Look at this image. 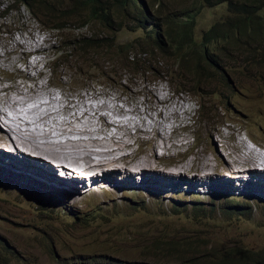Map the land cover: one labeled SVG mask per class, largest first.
I'll return each instance as SVG.
<instances>
[{
    "label": "rangeland",
    "instance_id": "1",
    "mask_svg": "<svg viewBox=\"0 0 264 264\" xmlns=\"http://www.w3.org/2000/svg\"><path fill=\"white\" fill-rule=\"evenodd\" d=\"M16 6L13 0H0V99L13 97L20 101L19 99L23 94L30 99L38 96L40 97L39 103H35L37 101L34 98V105L30 103L32 106L27 103L25 108V105L21 106L20 102V107H24L20 108V111L22 109L21 112L24 115L32 113V116H36L35 113L40 111L34 113V109H31L37 104L41 106V110L45 113L44 116L47 117L46 121H48L46 126L44 124L42 126L36 125V129H38L34 130V133L36 132L34 136L37 134L39 138L36 142L35 140L32 142L29 137L33 134L34 128L27 130L20 126L22 130H20V136L14 134L11 137L15 141L30 145L29 147L18 146V148L25 150L31 147L32 152H39L36 146L44 142L45 144L56 145V147L59 145L57 148H66V152L70 150L69 152L75 154L71 161L79 162V165L71 169L80 172L83 178H80L79 181L88 182L100 176L101 173L95 167L85 164L86 160L91 159L88 151H93L92 157L96 160H94L95 163H108V159H113L117 153L120 155L131 154L130 150L123 146V143L114 141L122 138L133 146L134 153L130 155L128 161H120L116 164L137 166L139 163H144L145 171L140 173L146 176L144 181L147 182L146 188L150 190L148 192L146 190L140 192L133 190L131 192L124 188L121 191V187L111 190L110 186L114 183V179L108 177L102 179L103 181H98L95 186L100 191L99 193L89 192L86 195H81V197L84 196L83 198L79 197L78 199L67 197L60 191L51 194L48 186H45L44 190L37 191L35 188H28L13 181L14 176L7 172L2 173V166L5 164L18 170V162L23 163L21 154H16L19 159L13 154L12 149H6L4 146L0 151V167L2 168H0V237L5 239L4 244L6 246L8 242L13 244L14 250L21 255V259L19 261L13 260V264H55L33 242L34 237L39 233L38 229L45 232L52 229L61 231L63 240L69 245L68 251L62 252V254L65 258L67 255L74 262L80 256L94 255L98 257L96 253L114 252L116 248L124 245L119 233L124 235L129 231L128 229L134 226L142 227L140 234L143 237H137V239L143 240L148 246L156 239V235L153 236V229L157 226L158 221L169 219L170 221H177L179 224H188L190 221L187 219V215L191 214L192 204L196 202L208 207L205 213L212 217L213 222L219 223L217 225L221 228L217 238L226 240L225 237H229L237 241L240 240L251 248L264 249V200L252 202L247 197L225 195V192L232 190V187L236 185L241 186L239 192L250 193L254 188L255 168H262L264 171V155L260 153H264V81L260 77H258L260 83L253 79L236 78V81H241V84L239 85L237 82L234 91L229 94L227 91L220 90L224 86L218 84V72L216 71L212 72V76L209 77L188 76V82L176 80L175 76L179 72L178 67L173 68L172 65L162 63L157 53L152 55L145 65L139 63L141 72H134L129 64H122L119 57L112 58V60L108 57L91 58L89 55L84 56L83 52L74 53L70 48L66 49L67 44L65 42L67 40H69L68 43L74 45V40L77 37L88 35L87 29L77 30V34L73 31L63 33L43 24L40 21L42 17L39 20L34 19L24 5L19 4L23 9L19 6L16 9ZM220 16V9L217 7L203 11L198 17L197 36L201 37L204 31L208 30ZM56 35L59 46L56 45ZM115 36L117 39L111 41L119 45L141 38L145 36V32L122 31L118 33L115 31ZM35 49H39L40 53H34ZM139 56L137 52H134L128 56V59L133 60ZM211 56L215 60L219 59L216 61L222 64L221 52L214 50ZM86 59H88V66L84 64ZM35 61L38 62L37 66L33 64ZM55 62H58L55 67L56 75L52 74L51 71ZM28 65L35 66L34 70L31 71ZM87 67L93 69V72L84 69ZM149 69L152 73L148 72ZM144 73L149 74V76L143 75ZM41 86L42 90L38 89ZM160 88L163 89L162 94L170 104H173L172 106L166 105L157 108L150 92H155ZM213 90L216 93H213ZM227 90L229 91V89ZM85 96H88L86 101L84 100L86 103H91L95 107L97 104L104 105L99 109L98 115L96 113L87 114V104L82 103L81 99ZM43 97H45L44 100H41ZM179 98L187 100L190 104L191 114L189 117L191 121L189 127L185 129L183 126H186V123L175 115L173 117L171 115V111L174 114L178 112L177 116L180 117L184 112V110H178L174 105V100ZM223 101L226 103L224 104ZM3 102H0L1 110H3V104L1 105ZM201 105L205 106L206 110ZM116 106L120 110L123 109L129 117H124L122 116L123 113L115 111ZM225 106L228 109H225ZM156 108L157 111L162 112L164 109L163 113L171 118L170 122L164 123L157 116ZM216 110L220 117L214 119L212 125V120L208 119L207 111L211 113L210 118H212L215 116ZM228 110L231 114H228ZM8 114L9 121H15V112H8ZM93 114L95 118L97 117L96 119L93 118ZM99 115L105 116L107 120L109 119L110 122L117 125H119V121L121 124L128 123L131 128L136 123H144L147 128H151L154 132L145 134L146 136L133 132L132 138L130 133L124 129H115L114 131L120 130L118 133V131L112 132L114 128L107 130L103 128L104 131L100 132L98 129L102 128L103 122L99 119ZM22 118L24 119V117ZM29 120L33 121L31 116ZM225 120L236 124L235 127L245 132L254 143H251L254 150L248 151L244 160L238 159L235 148V141H237L239 133L234 135V138L228 139H224L221 134L223 127L220 124L225 123ZM21 123L24 122L21 121ZM157 124L158 126H156ZM4 125H6L5 122ZM63 129L67 131L68 139L61 135ZM159 129L166 131L163 133L164 135L170 130L168 133L169 141L166 145L157 134L156 130ZM210 130L212 131L210 132ZM15 132L17 133L18 130L16 129ZM185 133L191 137L195 136L191 141L193 144L190 146H186L182 142ZM115 134L119 135L116 136ZM214 134H217L219 140V145L216 148L212 143ZM0 137H3L1 133ZM46 137L49 138L40 139ZM140 137L144 138L139 140ZM72 142L74 143L72 144ZM42 146L45 147V145ZM167 146L171 147V150H168ZM45 149L40 150L42 151V153L39 152L40 157L57 163L56 161L60 159V156L54 160L47 156L48 150ZM110 150L111 153L106 154ZM58 152L61 154L60 150ZM256 157L260 159L258 160ZM141 158L148 159L149 162H142ZM35 163V160L31 159V165L33 166ZM63 166L67 167L66 165ZM55 169L58 172L52 170V173L54 179L57 180L60 170L57 167ZM169 173H172L174 178L167 176ZM180 173H184V177L180 178ZM117 177L124 180L123 183H129L132 180L136 184L143 178L141 176L137 179L129 176ZM183 178L191 182L195 192L203 190L204 186L213 184L220 186L222 194L219 199L216 196L213 198L206 194L199 196L192 194V197L172 192L160 197L155 194L159 188H155L154 183L181 184L184 181ZM102 184L104 187L100 189ZM76 189L80 191L79 188ZM59 197L64 200L59 199ZM230 199L244 205H232L229 202ZM224 204L226 206H223ZM175 212H184V215L176 217L174 216ZM161 213L165 217L161 216ZM242 213L249 219L238 221L231 218L237 219L239 216H245ZM76 216L79 220L75 219ZM88 222L93 223V225L87 224ZM126 238L133 239L129 234ZM107 249H110V252H107Z\"/></svg>",
    "mask_w": 264,
    "mask_h": 264
},
{
    "label": "trees",
    "instance_id": "2",
    "mask_svg": "<svg viewBox=\"0 0 264 264\" xmlns=\"http://www.w3.org/2000/svg\"><path fill=\"white\" fill-rule=\"evenodd\" d=\"M13 1L17 6L24 5L34 19L42 17L40 21L49 28L75 34L77 30L87 29L88 35L77 37L74 45L68 43L69 40L65 42L66 49L74 53L110 60L119 57L122 64H129L138 71L142 70L139 63L145 65L157 53L162 63L178 67L176 80L188 82V76L209 77L216 71L218 84L224 86L220 90L229 94L236 87V78L260 83V77L264 81V0ZM216 7L220 9V18L198 37L199 15ZM115 31H143L145 36L116 45L111 41L117 39ZM214 50L221 52L222 64L212 58ZM134 52L140 56L129 60L127 55ZM87 61L84 64L88 66ZM84 69L93 72L90 67ZM148 72L152 73L151 69ZM238 83L240 85L241 81ZM230 203L241 206V203ZM207 208L199 202L193 203L191 214L187 215L188 224L169 219L158 221L153 229L156 239L148 246L137 239L143 237L142 227L134 226L124 235L119 233L124 245L114 252L96 253L98 257L80 256L75 262L63 256L62 252H67L69 245L57 229L48 232L38 229L33 242L55 264H264V249L251 248L229 237L217 238L221 227L205 213ZM182 215L184 212L174 213L176 217ZM231 218L249 219L246 215ZM75 219L79 220L77 216ZM127 234L133 239H127ZM20 259L13 244L8 242L6 246L0 237V264H13V260Z\"/></svg>",
    "mask_w": 264,
    "mask_h": 264
},
{
    "label": "bare ground",
    "instance_id": "3",
    "mask_svg": "<svg viewBox=\"0 0 264 264\" xmlns=\"http://www.w3.org/2000/svg\"><path fill=\"white\" fill-rule=\"evenodd\" d=\"M4 37V36H3ZM45 38V37H44ZM43 40V39H42ZM5 42V41H4ZM17 42V41H16ZM44 42L45 39H44ZM22 43V42H21ZM20 43V44H21ZM19 44V43H18ZM17 45V44H16ZM26 45V44H25ZM19 46V45H18ZM21 46V45H20ZM27 47V46H26ZM29 48V47H28ZM32 49V48H31ZM15 50V49H14ZM21 50V49H20ZM25 50V49H23ZM40 53V50H36L34 51V53ZM12 58V57H11ZM46 60V59H45ZM7 61V60H6ZM22 61V60H21ZM40 61V60H39ZM33 64H35L37 66L38 62H33ZM30 66V70L33 71L35 66H32L31 65H28ZM42 68V67H41ZM29 69V68H28ZM21 88V87H20ZM28 88V86H27ZM216 88V87H215ZM33 89V88H32ZM31 89V90H32ZM38 89H41L42 90V86L41 87H38ZM11 90V89H9ZM4 91V90H2ZM6 91V90H5ZM25 91V90H24ZM23 91V92H24ZM40 91V90H39ZM20 92V91H19ZM30 92V91H29ZM37 92V91H36ZM42 92V91H41ZM163 92V89L160 88V90H157L155 92H150L151 95L153 96L154 98V101L156 103V106L157 108L160 107V106H172L173 104H170L169 101L165 98V96L162 94ZM213 93L216 91L213 90L212 91ZM96 93V92H95ZM229 93V92H228ZM232 93V92H231ZM21 94V93H20ZM33 96V95H32ZM88 96H85V98H82V103L84 104H87V108L88 111H87V114H91V113H96V115H98L99 113V109H101L104 105H101L100 104L98 105L97 104V107H95L93 104L91 105V103H86V98ZM96 97V96H95ZM34 98L36 99L37 102L35 103H39V100H40V97H35ZM34 98H28L26 95L23 94V96L20 97V101L16 100L15 98L13 97H8L7 99L5 98H1L0 99V102L4 101L3 103H1V105L3 106V110H5L3 112V110H1V107H0V133L3 137H0V151L4 148V146H6V149L7 148H10L12 149V152L14 155L16 154H21L22 155V159H23V163L21 162H18L19 163V169H14L13 167H11L10 165H3V169L1 170L2 173L4 172H7L8 174L14 176L12 179L13 181L17 182V183H20L22 185H24L25 187H28V188H35L37 191L39 190H44V187L45 186H48L49 188V192L51 194H53V192L55 191H60L62 193H64V195H67V197H71L73 199H78L79 197H81V195H86L87 193L89 192H93V193H99L100 191H98L96 189V185L98 183V181H101L102 179H106L108 177H112L114 179V183L111 184L110 186V189L111 190H116L117 187H121V191H123L124 188H127L129 189L131 192L133 190H135V192H140L141 190H146L147 192L150 190L148 188H146V181H144V177H146L144 174L140 173L142 171H145V169L143 168V165H145L144 163H139L137 166H127V165H117L116 163L120 162V161H128L130 159V155L134 153V149H133V146H131L128 142L124 141L122 138L121 140H114V141H117L118 143H123V146L126 147L128 150H130L131 154H124V155H120L119 153H117L116 157H114L111 161L110 159L108 163H103V162H98V163H95V159H93L92 157V152L93 151H88V153L91 155V159H88V160H84L85 161V164L86 165H91L92 167H95V169L97 170H100V176L96 177V178H93L91 179L90 181L88 182H83V181H79L80 178H83L81 175H80V172L78 170H74V169H71L72 167H75L76 165H79V162H73L71 161L73 159V155L74 152H69L70 150H68L67 152L65 151L66 148L62 149L61 147L57 148L56 145H52V144H45V142L39 146H36L37 149H39L38 151L42 153V151H40L41 149H46L45 150H48V153H47V156L48 157H51L52 159H57L58 156H60V159H58L56 162L57 163H54V162H51V161H48L41 156V154L39 152H32L31 151V147L28 148V149H25V150H21L18 148V146H23V147H29V145L27 143H20L18 142L17 140L15 141L14 138H12L11 136L12 135H16V136H20L21 134V127L23 126L24 128H26L27 130H31L32 128L33 131L29 137L32 139V142H35L39 139L37 137V134L34 136V130H37L36 129V125H43L46 126V123L48 121H46L47 117L44 116V112L43 110H41V106L37 105L34 106L31 110L34 111V113L36 111H40L39 113H35L36 116H32L31 114H25L27 116L24 115V113H22V109L20 111V108H24V107H20V102H21V106H24L25 105V108H26V104H32L34 105ZM45 97L41 98V100H44ZM32 100V101H31ZM85 100V101H84ZM92 101H93V98H92ZM98 101V100H97ZM24 102V103H23ZM101 102V101H100ZM59 103H61L59 101ZM145 103V102H144ZM174 105L177 107L178 110L182 111L184 110V112H182L181 116H177L178 115V112H175V114L173 113V111H171V115L173 117V115H175L178 119L180 118L182 120V122L186 123V126L184 125V129L185 128H188L189 127V124H190V121H191V118L189 117V115L191 114L190 112V104L188 103L187 100L183 99V98H179V99H175L174 100ZM223 103L225 104V101H223ZM30 104V105H31ZM43 104V103H42ZM54 104V102H53ZM56 104V103H55ZM31 105V106H32ZM49 105V104H48ZM96 105V104H95ZM61 106H62V103H61ZM118 106V105H117ZM117 106L114 108L115 111H117L118 113H123L122 116L126 117L128 116L124 111L123 109L120 110L117 108ZM120 106V105H119ZM140 106V105H139ZM203 109L206 110V107L201 105ZM58 107V106H57ZM82 107V106H81ZM113 108V107H112ZM121 108V107H120ZM157 108L155 109V111L157 112V116L164 122H170V117L166 116L163 112H164V109H163V112L162 111H157ZM147 109V108H146ZM154 109V108H153ZM225 109H228L227 107H225ZM110 110V109H109ZM137 110V109H136ZM24 111V110H23ZM57 111V110H56ZM127 111V110H126ZM147 111V110H146ZM8 112H15L14 114V118H15V121H9V114ZM52 112V111H51ZM50 112V113H51ZM54 112V111H53ZM131 112V111H130ZM142 112V111H141ZM228 114H229V110L227 111ZM207 116H208V119H211L212 120V125L214 123V119H217L219 116L217 110H216V114L214 117L210 118L211 117V113L209 111H207ZM71 114V113H70ZM81 114V113H80ZM153 114V112H152ZM21 115H24L22 117H24V119L21 117ZM105 115V114H104ZM142 115V114H141ZM156 115V113H155ZM31 116V120H33L32 122L29 120V117ZM100 116V115H99ZM114 117L116 115H113ZM117 116H120V114H117ZM152 116V115H151ZM170 116V115H169ZM73 117V116H72ZM129 117V116H128ZM143 117V116H142ZM93 118H95V115L93 114ZM97 118V117H96ZM95 118V119H96ZM28 121H27V120ZM86 119V118H85ZM102 122H103V125H102V128L101 129H98V131H102L103 128H105L106 130L108 128H114L112 130V132L115 130V129H124L125 131L129 132L130 135H131V138H132V133L133 132H136V134H139V135H145V134H152L154 132V130H152L151 128L149 129V127L147 128L146 125H144V123H136L135 126L133 128H131V126L127 123V124H121L120 121H119V125L115 124L114 122H110L109 119L107 120V118L105 116H100L99 118ZM155 119V118H154ZM2 120H4L2 122ZM94 120V119H93ZM142 120V119H141ZM148 120V119H147ZM24 122V123H21ZM145 121V120H144ZM143 121V122H144ZM172 121V120H171ZM4 122L6 123V125H4ZM158 122V121H157ZM156 122V123H157ZM178 122V120H177ZM5 126H3L2 124ZM150 123V122H149ZM18 124V125H17ZM86 124V123H85ZM132 125V124H131ZM153 125V124H152ZM176 125V124H175ZM221 127H223L222 129V136L224 139H228V138H234V135H237V133H239L237 135V141H235V148L237 150V153H238V159L239 160H244V156L246 155V153L250 150H254V148L251 146V143H253L250 138L245 134V132L241 131L240 129H238L237 127H235L236 124H233L232 122H228L225 120V123H221L220 124ZM21 126V127H20ZM155 126V125H154ZM158 126V124L156 125ZM162 126V125H161ZM151 127V125H150ZM153 127V126H152ZM170 127V126H169ZM82 128V127H81ZM161 128V127H160ZM218 128V127H217ZM18 130V132L16 133L15 130ZM97 129V128H96ZM155 129V128H154ZM167 129V127H166ZM21 130V131H20ZM84 130V129H83ZM213 130V129H212ZM210 130V132L212 131ZM8 131V132H7ZM76 131V130H75ZM96 131V130H95ZM104 131V130H103ZM111 131V130H110ZM119 131L120 130H116ZM114 131V132H116ZM157 131V134L159 136V138L161 139V141L163 143H168L169 141V132L167 134H163L165 133L166 131L163 129V130H156ZM217 131V130H216ZM14 132V133H13ZM61 135L64 136L65 138L68 137V133L65 129L61 130ZM70 132V131H69ZM72 132V131H71ZM81 132H83L81 130ZM172 132V131H171ZM23 133V132H22ZM179 133V132H178ZM218 134V133H217ZM217 134H214V140L212 139V143L214 145V148H216L218 145H219V140L217 139L218 136H216ZM50 135V134H49ZM116 136L119 135V134H115ZM123 135V134H122ZM8 136V138H7ZM126 136V135H125ZM146 136V135H145ZM182 136V135H181ZM45 137V135H44ZM109 137V135H108ZM49 137H46V138H40V139H48ZM113 138V136H112ZM144 137H140L138 138L139 140H142ZM158 138V140H159ZM17 139H19L21 141V139L19 137H17ZM68 139V138H67ZM72 140V138H70ZM79 139V138H78ZM84 139V137H83ZM118 139V138H117ZM24 140V139H23ZM86 140V139H85ZM149 140V139H148ZM28 141V140H27ZM192 141V137L189 136L187 133L184 134V138H183V143L184 145L186 146H190L192 145L193 143L191 142ZM215 141V142H214ZM223 141V140H222ZM69 142V141H68ZM84 142V141H83ZM74 142H72L73 144ZM211 143V144H212ZM216 143V144H215ZM61 144V143H60ZM63 144V143H62ZM69 144V143H68ZM67 144V145H68ZM71 144V143H70ZM69 144V145H70ZM79 144V143H78ZM113 144V143H112ZM171 144V143H170ZM181 144V143H180ZM254 144V143H253ZM34 145V144H33ZM42 145H45L42 146ZM99 145V144H98ZM107 145V144H106ZM160 145V144H158ZM178 145V144H177ZM73 146V145H72ZM156 146V145H155ZM179 146V145H178ZM63 147V146H62ZM122 147V145H121ZM123 147V148H124ZM168 147V146H167ZM77 148V147H76ZM81 148V147H80ZM106 148V147H105ZM120 148V147H119ZM162 148V147H161ZM82 149V148H81ZM171 150V147H168V150ZM36 150V149H35ZM60 150L61 154L58 152ZM84 150V149H82ZM88 150V149H87ZM109 150V149H108ZM144 150V149H143ZM256 150V149H255ZM264 150V149H263ZM85 151V150H84ZM83 151V152H84ZM104 151V150H103ZM120 151V150H119ZM257 151V150H256ZM80 152V151H79ZM105 152V151H104ZM114 152V151H113ZM158 152V151H157ZM32 153V154H31ZM87 153V154H88ZM107 153H111V150L110 151H107ZM229 153V152H228ZM231 153V152H230ZM261 154L264 155V153L260 152ZM150 154V153H149ZM159 154H160V151H159ZM257 154V153H255ZM81 155V154H80ZM201 155V154H200ZM160 156V155H159ZM197 156V154H196ZM262 156V155H261ZM2 157V156H1ZM17 158L18 155H16ZM88 157V156H87ZM137 157V156H136ZM143 157V156H142ZM163 157H164V154H163ZM198 157V156H197ZM217 157V156H216ZM220 157V156H219ZM232 157V156H231ZM15 158V157H14ZM96 158V157H95ZM157 158V157H156ZM190 158V157H189ZM233 158V157H232ZM235 158V157H234ZM246 158V157H245ZM257 158V157H256ZM20 159V158H19ZM31 159H34L35 160V164L32 166L31 165ZM138 159V158H137ZM159 159V158H158ZM161 159V158H160ZM237 159V158H236ZM258 159V158H257ZM260 159V158H259ZM258 159V160H259ZM1 160V159H0ZM95 160V161H94ZM101 160V159H100ZM107 160V159H106ZM197 160V159H196ZM201 160V159H200ZM262 160V159H261ZM4 161V160H3ZM98 161V160H97ZM141 161L142 162H149L148 159H142L141 158ZM238 161V160H237ZM63 162V163H62ZM136 162V161H135ZM205 162V161H204ZM242 162V161H241ZM249 162V161H248ZM253 162V161H252ZM256 162V161H255ZM264 162V161H263ZM34 163V162H33ZM110 163H113V164H110ZM157 163V162H156ZM189 163V162H188ZM230 163V161H229ZM237 163V162H236ZM245 164V162H243ZM196 164V163H195ZM201 164V163H200ZM63 165H66L67 167L63 166ZM130 165V164H129ZM152 165V164H151ZM209 165V164H208ZM212 165V164H210ZM232 165V164H231ZM240 165V164H239ZM256 165V164H255ZM24 166H25V169H24ZM149 166V165H148ZM174 166V165H173ZM178 166V165H177ZM215 166V165H214ZM224 166V164H223ZM258 166V165H257ZM55 167L59 168V176L57 175V180L54 179V175L52 173V170L55 171V172H58V170L55 169ZM70 167V168H69ZM197 167V166H196ZM233 167V166H232ZM240 167V166H239ZM246 167V166H245ZM263 167V166H262ZM18 168V167H17ZM47 170H46V169ZM184 168V167H183ZM199 168V167H198ZM225 168V167H224ZM241 168V167H240ZM158 169V167H157ZM193 169V168H192ZM197 169V168H196ZM230 169V168H229ZM153 170V169H152ZM161 170V169H160ZM172 170V168H171ZM185 170V169H184ZM83 171V170H82ZM88 171V169H87ZM95 171V170H94ZM86 172V171H85ZM161 172V171H160ZM166 172V171H165ZM172 172V171H171ZM168 173V171H167ZM203 173V171H202ZM84 174V173H82ZM201 174V173H200ZM193 175V174H192ZM203 175V174H202ZM117 176H129L133 179H137L138 177H143L141 181H139L138 184L133 183V181L131 180L129 183H123L124 180L122 179H119ZM167 176L169 177H173L174 178V175L172 173H169ZM61 177V178H60ZM88 177V176H87ZM179 177L182 178L184 177V173H180L179 174ZM78 180V181H77ZM84 180V179H83ZM183 183L181 184H171L169 185L168 182H165V183H154L155 185V188H159L155 191V194L157 196H165L166 194H168L169 192H172V193H181V194H185L187 196H192L193 195H203V194H206L207 196H211L214 198V196H216L218 199L219 197L221 196V188L220 186L218 185H213V184H210L208 186H204L201 190V191H197L195 192L191 186V182L185 178H183ZM103 181V180H102ZM186 182V183H184ZM188 184V185H187ZM100 185V184H99ZM253 190L250 192V193H243V192H239L241 191V186L240 185H236L234 187H232V190L230 191H227L225 192V195L227 196H233V195H239V196H244V197H247L249 198L250 200H264V171L262 170V168H255L254 170V178H253ZM70 187V188H69ZM104 185L102 184L101 185V188L100 189H103ZM76 188H79L80 191H78ZM84 197V196H83ZM81 197V198H83ZM59 199L61 200H64L63 198L59 197Z\"/></svg>",
    "mask_w": 264,
    "mask_h": 264
},
{
    "label": "clouds",
    "instance_id": "4",
    "mask_svg": "<svg viewBox=\"0 0 264 264\" xmlns=\"http://www.w3.org/2000/svg\"><path fill=\"white\" fill-rule=\"evenodd\" d=\"M9 6V5H8ZM20 7V6H19ZM21 8V7H20ZM16 9H17V6H16ZM21 9H23V8H21ZM28 10V9H27ZM29 11V10H28ZM31 14V13H30ZM32 15V14H31ZM33 17V16H32ZM51 32H53V31H51ZM53 33H55V32H53ZM56 45L57 46H59V44L57 43V35H56ZM60 50V49H59ZM58 53H59V51H58ZM130 54H128L127 55V57L129 56ZM58 62H55V65L51 68V71H52V74H54V75H56V72H55V67H56V64H57ZM142 70H140V71H138V70H134V72H141ZM145 74H147V73H144L143 75H145ZM148 76H149V74H147ZM170 82H172V80H170ZM193 138H195V136H192V139ZM193 196H198V195H193ZM237 196H239V195H237ZM187 197H192V196H187ZM239 197H244V196H239ZM252 202H258V201H260L261 202V200H251ZM229 202H237V203H240V202H238V201H236V200H233V199H230V201ZM241 205H244V204H241ZM2 238V237H1ZM4 241H5V239H3Z\"/></svg>",
    "mask_w": 264,
    "mask_h": 264
}]
</instances>
